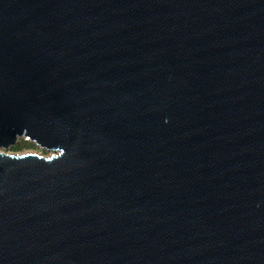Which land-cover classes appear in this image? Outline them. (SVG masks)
I'll list each match as a JSON object with an SVG mask.
<instances>
[{"label": "water", "instance_id": "95a60500", "mask_svg": "<svg viewBox=\"0 0 264 264\" xmlns=\"http://www.w3.org/2000/svg\"><path fill=\"white\" fill-rule=\"evenodd\" d=\"M0 264H264V0H0Z\"/></svg>", "mask_w": 264, "mask_h": 264}, {"label": "rangeland", "instance_id": "374dc122", "mask_svg": "<svg viewBox=\"0 0 264 264\" xmlns=\"http://www.w3.org/2000/svg\"><path fill=\"white\" fill-rule=\"evenodd\" d=\"M8 154L18 156L36 154L45 156L46 158H49L52 155L51 153L43 152L40 148H38L36 145L30 144L27 140L19 142L18 146L14 150L8 152Z\"/></svg>", "mask_w": 264, "mask_h": 264}]
</instances>
